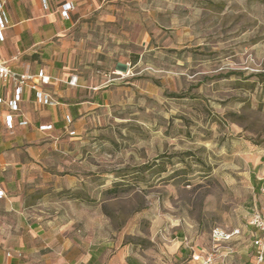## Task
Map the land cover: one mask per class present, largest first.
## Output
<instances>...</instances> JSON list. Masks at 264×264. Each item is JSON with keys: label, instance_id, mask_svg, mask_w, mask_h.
<instances>
[{"label": "rangeland", "instance_id": "374dc122", "mask_svg": "<svg viewBox=\"0 0 264 264\" xmlns=\"http://www.w3.org/2000/svg\"><path fill=\"white\" fill-rule=\"evenodd\" d=\"M62 40L55 76L100 106L69 125L81 147L49 168L66 188L43 204L100 239L165 256L184 227L220 263L249 264L212 232L251 230L264 207V0H106Z\"/></svg>", "mask_w": 264, "mask_h": 264}, {"label": "crops", "instance_id": "0c3cea01", "mask_svg": "<svg viewBox=\"0 0 264 264\" xmlns=\"http://www.w3.org/2000/svg\"><path fill=\"white\" fill-rule=\"evenodd\" d=\"M102 1L106 0H0L8 21L5 40L0 41V59L17 72L50 76L48 85L37 81L38 91L54 101V105L40 103L38 91L25 87L15 110L14 88L0 82V264H199L194 257L205 261L213 254L208 245L194 246L184 227L169 229L167 246L172 254L164 256L135 248L119 237L100 239L96 232L87 233L67 222L60 208L43 204L52 186L57 199L66 188L67 179L59 184L61 177L51 167L62 161L67 164L66 156L70 159L81 147L71 137L79 133L78 128L69 125L100 106L99 96L92 91L68 85L72 75L55 76L56 50L65 48L62 39L74 26L75 13ZM65 5L73 7L68 16L63 13ZM71 160L77 165V159ZM72 180L82 182V175ZM38 189H46V194L38 203H29ZM162 220L156 219L155 237L161 232ZM247 226L251 230H232L239 234L228 242L238 241L241 254L252 264L254 241L261 233L249 222ZM216 256L213 264H222Z\"/></svg>", "mask_w": 264, "mask_h": 264}, {"label": "built area", "instance_id": "2783aa9c", "mask_svg": "<svg viewBox=\"0 0 264 264\" xmlns=\"http://www.w3.org/2000/svg\"><path fill=\"white\" fill-rule=\"evenodd\" d=\"M3 5L0 4V41L5 40L4 31L7 28L8 21L6 16L2 11ZM64 15L68 16L69 12L72 10V6H64ZM41 81L42 84L48 85L51 82V77L40 73L39 75L32 74L29 71L17 72L13 69L9 62L0 59V82L3 85H12L15 90V101L14 109L17 110V103L21 101L23 95V89L25 87H30L31 89L38 91V82ZM78 77L72 76L69 79L68 85L77 86ZM38 100L40 103L54 105L52 97L45 92L38 91ZM0 101H2L0 99ZM0 197H2V192H0ZM249 225L254 227L261 233V236L254 241V246L256 247L255 259L252 264H264V211L254 212L249 220ZM239 234L238 230L227 232L221 229H215L212 232V241L215 244L225 243L230 241L235 235ZM216 253L209 255L205 261H201V258L194 257L195 260L200 262L199 264H213L214 257Z\"/></svg>", "mask_w": 264, "mask_h": 264}]
</instances>
